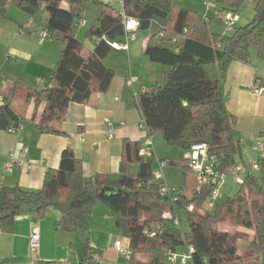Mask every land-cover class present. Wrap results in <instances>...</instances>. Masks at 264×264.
<instances>
[{
    "label": "trees",
    "instance_id": "1",
    "mask_svg": "<svg viewBox=\"0 0 264 264\" xmlns=\"http://www.w3.org/2000/svg\"><path fill=\"white\" fill-rule=\"evenodd\" d=\"M122 1L124 13L139 21L138 31L148 30L152 24L157 26L144 53L149 61L164 65L167 70L161 73L160 82L137 94L138 108L146 128L158 132L179 150L177 160L163 161L166 165L182 166L184 186L173 190L174 201L163 196L151 178L153 159L138 155L137 142H123L118 175L97 174L89 179L83 176L81 161L67 148L61 153L59 167L45 172L39 190L0 188V231L11 233L14 219L26 210H34L37 218L43 219L51 207L60 213L55 230L84 235L87 216L97 203H102L128 242L131 256L124 264H169L166 253H183L186 245L194 249L189 264H257L264 257V187L247 176L235 197L216 205L215 212L210 213L203 208L210 188L188 184L189 168L183 156L193 144L204 143L219 171L226 172L235 165L240 150L234 140V117L226 110L221 81L233 60L248 61L251 48L264 62V0H256L250 23L231 35L211 32L209 27H224L218 13L236 15L245 0H212L216 13L208 17L177 9L178 0ZM8 3L30 16L42 9L47 14L44 31L63 45L51 79L25 95L26 101L35 98L45 105L32 127L41 134L63 135L56 124L65 118L68 106L85 103L93 92H105L110 85L114 72L105 66L104 59L112 52L108 41H121L124 36L120 12L99 0H0V15ZM87 5L95 7L99 15L85 32L87 39H95V46L84 55V45L74 31ZM176 38L177 42H173ZM21 89L14 82L9 93L4 94L0 130L20 125L22 118L12 104ZM127 163L136 165L135 174L125 173ZM179 211L186 214V233L173 225L172 217H165L166 213L177 216ZM227 218L233 220L234 226L253 230L243 257L237 255L236 243L247 235H231L217 227ZM156 225L161 226V233L153 238L144 234L145 229ZM83 247L90 250L87 238ZM138 254L148 257V262L136 259ZM95 256L96 253L84 255L72 264H101ZM0 264L9 263L0 260ZM33 264L59 263L35 260Z\"/></svg>",
    "mask_w": 264,
    "mask_h": 264
},
{
    "label": "crops",
    "instance_id": "2",
    "mask_svg": "<svg viewBox=\"0 0 264 264\" xmlns=\"http://www.w3.org/2000/svg\"><path fill=\"white\" fill-rule=\"evenodd\" d=\"M255 2L256 0L253 1V13ZM106 4L118 12L123 8L122 0L118 3L117 0H108ZM10 7H14V10L12 14L7 15ZM63 7L67 8V5L63 4ZM214 13L216 7L213 12L202 15L208 17ZM226 14L218 13V16L223 20ZM98 15L99 11L95 7L87 5L80 20H85L87 24L88 20L93 22ZM252 18L253 16L251 20ZM30 19L33 24L27 26ZM46 21L47 14L42 9L36 15L30 16L13 3H8L5 12L0 15V57L3 67L5 66L4 73H1L0 67V92L8 94L14 82L22 86L19 96L13 99L12 104L22 118L20 125L16 127L18 129L14 134L0 130V188L18 186L26 190H39L45 172L59 167L61 153L67 148L81 161L84 178L89 179L97 174L118 175L122 162L123 142L141 144L146 135L143 131L144 121L138 108L137 94L150 90L153 84L160 82L161 73L167 70L166 66L149 61L144 53L148 38L157 31V26L152 24L148 30L137 31L136 39L128 44L127 51L112 50L114 55L111 56L109 53L104 59L105 66L114 72L108 89L105 92H93L85 103L68 106L65 118L56 124L63 135L41 134L32 127V123L39 120L45 105L35 98L26 101L25 95L28 90L42 88L51 79L63 49L60 42L49 37L39 40V34L44 31ZM240 21L241 15L237 13L232 29L224 31L234 32L241 27ZM236 24L240 26L236 28ZM28 30H31V33H28ZM85 32L84 39H79L75 31L74 34L84 45V55H88L95 46V39H87ZM130 77L137 78L133 87L126 84ZM221 86L226 110L234 117L233 136L240 150L235 165L229 168L226 174L233 175L235 183L240 186L232 172L234 168L240 167L245 170L240 173L243 180L247 176H252L258 185L260 179L264 184V163L258 170L247 172L251 164L257 161V154L252 148L253 143L264 130V62L253 50L248 61L233 60L221 81ZM258 87L263 88V91L254 95L252 90ZM150 135L157 159L177 160L180 157L179 150H173V146L165 142L158 132H150ZM22 148H27L26 160L31 164V168H16L12 173L4 174L2 167L8 157L18 155ZM124 170L127 174H135L137 167L127 163ZM187 178L189 185L190 183L196 185L193 173ZM165 181L172 190L182 187V185L172 187L174 185L170 181L167 182L166 177ZM226 182L227 180L220 190L227 189ZM228 190L230 196L231 187H228ZM173 197L175 199L176 194H173ZM219 197L218 195L217 199ZM99 204L102 203H97L86 218L89 247L98 248L95 257L101 264H124L127 260L115 250L114 243L118 240L128 242L116 229L109 209L104 204L103 206ZM216 205L219 204L215 203L213 207ZM203 208L205 209L204 205ZM173 216L165 214L167 218ZM59 218L60 213L51 207L46 210L43 219H38L32 209L17 216L13 221L11 233L0 231V260L9 264H33L35 260L54 261L59 264L79 262L82 254L78 255L76 251L75 259H72L65 244L59 241L61 238L59 235L62 234L54 228V223ZM217 227L221 232L231 235L236 233L247 235V238H240L236 243L237 255L243 257L252 240L253 230L223 223H219ZM34 233L38 236V245L36 251L30 254L29 239ZM66 234L71 237V233ZM261 259L262 257L258 259L257 264L261 263Z\"/></svg>",
    "mask_w": 264,
    "mask_h": 264
},
{
    "label": "built area",
    "instance_id": "3",
    "mask_svg": "<svg viewBox=\"0 0 264 264\" xmlns=\"http://www.w3.org/2000/svg\"><path fill=\"white\" fill-rule=\"evenodd\" d=\"M207 7H212V0H204ZM102 2L107 3L108 0H102ZM123 5V4H122ZM120 16L122 20V26L124 29V36L121 41H108V45L112 50L115 51H127L128 44L136 39V34L139 27V21L134 18L127 16L124 13V10L120 11ZM235 22V15L231 13H227L223 18V25L226 30H231L233 24ZM33 24L32 19L27 22V26H31ZM86 25L85 20H79L76 23L78 27H84ZM39 40L42 41L48 38V35L45 31H42L39 34ZM105 40V38L103 37ZM178 38L174 39L173 42H177ZM137 82V78L130 77L126 84L128 87H133L134 83ZM263 91V88H254L252 93L254 95H258ZM5 105V96L0 92V107ZM18 128H8L5 130L9 134H14ZM143 131L145 132V137L141 142L138 155L143 158H152L153 159V169L151 171L152 181L159 185L160 193L163 196L170 198L174 201V191L168 187L165 181V176L163 169L166 166V161L157 159L154 155L153 150V140L150 135V131L146 128L145 124L143 125ZM253 150L257 154V161L252 163L250 170H258L260 165L264 163V130L257 136L255 139L253 146ZM27 148H22L18 155H10L7 161L4 163L2 167V172L4 174L12 173L16 168L25 167L27 169L31 168V164L26 160ZM184 158L187 160L188 168L193 173L195 178V182L198 188L201 187H209L210 194L207 198L209 201V206L213 207L215 201L218 198L220 188L224 184L226 180V172L219 171L215 166V159L210 157L207 151V145L204 143H196L193 144L188 152L184 154ZM234 175L236 176L240 185L243 183V178L240 177V173L245 172L243 168L237 167L232 170ZM172 223L175 227L180 226V221L177 216H174ZM162 228L160 225H156L153 229H145L144 234L149 238H153L157 233H161ZM38 245V236L34 233L31 235L29 239V253L32 254L36 251ZM115 250L121 254L126 260H128L131 256V251L128 243H124L121 241H116L114 243ZM194 249L190 245H186L183 253H172L167 252L165 255L166 261L169 264H189L191 255L193 254Z\"/></svg>",
    "mask_w": 264,
    "mask_h": 264
},
{
    "label": "rangeland",
    "instance_id": "4",
    "mask_svg": "<svg viewBox=\"0 0 264 264\" xmlns=\"http://www.w3.org/2000/svg\"><path fill=\"white\" fill-rule=\"evenodd\" d=\"M253 1L254 0H245V2L243 3V5L241 6V8L238 11V13L241 15V21H240L241 27L246 25V23H248L251 20V17L253 16L252 15L253 14ZM118 2H119V0H117V3ZM117 5H119V4H117ZM214 7H215L214 2H212V7H207L204 0H178L177 4H176L177 9L183 8V9L195 11V12L201 13V14L213 12ZM13 8L14 7H10V10L7 11V15L12 14V10H14ZM88 10H90V9H88ZM86 15L87 16L89 15V11L87 12ZM205 15H207V14H205ZM88 19H90V18H88ZM91 21L92 20H88L87 24L84 27L76 28L75 33L79 39H84L83 33L85 32L86 29H88L91 26V24H92ZM238 26H240V25L236 24L235 27L237 28ZM224 29H225L224 27H217V26H212V25L209 27V30L211 32H218V33L222 32L226 35H231L233 33L232 31L231 32L224 31ZM252 50L254 51V49L251 48L250 52ZM2 51H3V53H5L4 50H2ZM110 55L112 56V55H114V53L110 52ZM3 57H4V54H3ZM5 59L7 60V58H4V60ZM0 67H2L1 73H4L5 72V66L3 67V65H2V57H0ZM170 148H172V147H170ZM172 149L177 150L176 148L174 149V147ZM163 172L165 174L167 182L170 181V183H172L174 185L172 187H178V185H182V186L184 185L183 169H182V166L180 164L175 165V166L166 165L163 169ZM191 174H192V172H191V170H189L188 175L191 176ZM226 180H227V182H226L227 189L220 190L221 195L219 192L220 197H219V199H217L215 201V203H217L219 205H222L228 199L234 198L235 195L237 194V192L239 191V188H240L239 184L235 183V178L233 175L228 174L226 176ZM259 181H260L259 182L260 185H264L262 182L263 181L262 179H260ZM228 187H231V189H232L230 196H228L229 195ZM175 189H177V188H175ZM99 205L103 206V204H99ZM204 207H205V210L209 211L210 213L215 212V207H209V201L208 200L205 202ZM176 215L180 221V230L182 232L186 233L189 229V226H188V221H187L185 212L179 211ZM173 218H174V216H173ZM222 223L224 225H233V220L231 218H227ZM87 227H88V225H87ZM56 231H58V230H56ZM59 233L62 234V235H59L61 237L59 239V241L61 243L65 244L66 249L69 252L72 259H75L76 254H74V253L76 251H77L78 255L82 254V258L84 257V255H90L92 253L98 254V248H95V249L90 248L89 251L84 250L83 240H84V238H87V239L89 238L88 228L85 231L84 235L79 233V232H74V233H71V237H69V234H66L65 232L59 231ZM135 258L139 259L143 262H148V257L143 256V255L138 254L135 256ZM260 264H264V257H262Z\"/></svg>",
    "mask_w": 264,
    "mask_h": 264
}]
</instances>
